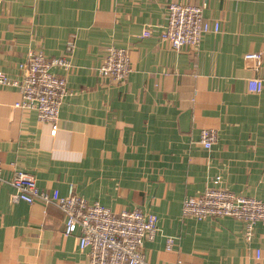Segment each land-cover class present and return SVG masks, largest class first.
Returning <instances> with one entry per match:
<instances>
[{
    "label": "crops",
    "instance_id": "1",
    "mask_svg": "<svg viewBox=\"0 0 264 264\" xmlns=\"http://www.w3.org/2000/svg\"><path fill=\"white\" fill-rule=\"evenodd\" d=\"M171 1L203 0L0 2V72L21 77L31 51L70 60L52 69L67 87L54 134L34 110L14 107L16 87L0 84V264H88L56 205L10 199L13 170L42 190L66 195L71 186L114 212L154 214L159 231L142 248L149 264H254L255 249L264 264V223L246 242L237 218L181 214L184 198L216 177L264 201V54L257 69L244 58L264 49V0H206L210 29L194 49L160 40ZM109 46L128 53L123 81L97 72ZM252 77L259 92L248 89ZM202 128L217 131L210 148L199 143Z\"/></svg>",
    "mask_w": 264,
    "mask_h": 264
},
{
    "label": "built area",
    "instance_id": "2",
    "mask_svg": "<svg viewBox=\"0 0 264 264\" xmlns=\"http://www.w3.org/2000/svg\"><path fill=\"white\" fill-rule=\"evenodd\" d=\"M205 7L206 0L199 5L169 2L167 23L160 32V40L166 41L173 49L183 46L196 48L202 34L210 29L208 22L203 19ZM217 28L215 23L213 30L217 31ZM72 46V42H68L66 49L69 51ZM263 54L264 49L247 53L244 58L252 61L253 67L257 69ZM69 66L70 60L66 56L46 58L41 52L31 51L19 63L21 77L10 78L0 72V84L16 87L20 98L14 102V107L34 110L38 120L51 125V133L54 134L59 106L67 87L65 79L52 69H67ZM97 72L114 81H123L130 72L127 51L120 47H107ZM247 84L249 91L259 92L262 89V80L258 77L249 78ZM216 140V129L200 130L199 143L204 148H210ZM0 181H3L1 175ZM219 181L220 177H216L214 185L201 194L185 197L181 214L197 220L208 216L237 218L244 224V240L250 242L254 225L257 222L264 223V201L235 194L220 186ZM7 183L13 188L10 195L12 201H38L56 205L64 215V234L78 232V246L86 250L88 264H149L142 248L144 241L152 240L159 231L154 214L145 213L139 208L114 212L97 201H87L74 193L71 186L66 195H60L56 189L42 190L36 185L33 175L21 170H13ZM165 241L166 249H171L175 237H166ZM254 259V264H259L260 249H255Z\"/></svg>",
    "mask_w": 264,
    "mask_h": 264
}]
</instances>
